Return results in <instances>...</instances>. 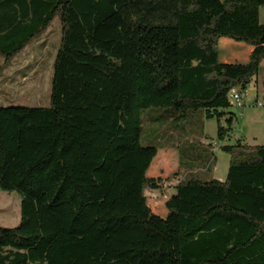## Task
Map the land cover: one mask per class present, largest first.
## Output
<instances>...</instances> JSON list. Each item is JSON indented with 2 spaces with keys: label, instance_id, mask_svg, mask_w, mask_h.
Segmentation results:
<instances>
[{
  "label": "trees",
  "instance_id": "16d2710c",
  "mask_svg": "<svg viewBox=\"0 0 264 264\" xmlns=\"http://www.w3.org/2000/svg\"><path fill=\"white\" fill-rule=\"evenodd\" d=\"M262 6L0 0L5 63L60 24L49 105H0V190L20 196L18 224L0 226V264H264V144H219L225 179L202 177L216 161L202 119L216 120L218 142L229 136L228 93L246 89L264 58ZM220 38L251 45L248 60L220 64ZM162 147L177 148L186 171L167 202L177 227L166 249L148 245L144 202L165 180L145 174Z\"/></svg>",
  "mask_w": 264,
  "mask_h": 264
},
{
  "label": "rangeland",
  "instance_id": "374dc122",
  "mask_svg": "<svg viewBox=\"0 0 264 264\" xmlns=\"http://www.w3.org/2000/svg\"><path fill=\"white\" fill-rule=\"evenodd\" d=\"M59 20L54 17L47 30L39 40L27 46L12 60L5 63L0 56V105L20 106H48L50 94V78L52 61L59 43ZM232 40V39H231ZM245 45V42L235 41ZM254 77L258 78L257 86ZM248 85V93L244 105L232 104L230 110L235 114V122L228 137L222 142L216 138L217 122L215 119H202L203 133L207 138L202 142L209 143L212 139L213 154L216 158L211 170L202 173L203 178L224 180L227 174L230 155L219 149V144H235L238 139L248 145L264 144V106L254 104L256 100L264 101V64L259 66L258 72ZM258 87V97L255 96ZM154 114L159 110L152 109ZM150 114L143 115V126L149 140L156 135L155 125L149 120ZM225 125V120L221 119ZM143 136L144 133H143ZM145 144L146 140L141 139ZM155 141V140H154ZM154 141L152 143H154ZM179 154L177 148H158L156 154L149 161L145 174L160 177L163 180L160 189H146L144 202H147L148 212L153 214V221L148 225L152 229L153 240L148 245L163 249L171 246L163 238L166 229L177 227L176 215L172 204L167 203L172 198L173 188L178 179L186 173L179 169ZM177 175V176H174ZM20 220V196L16 191L0 190V226H15ZM174 235H176L174 231ZM166 239V235H165Z\"/></svg>",
  "mask_w": 264,
  "mask_h": 264
},
{
  "label": "crops",
  "instance_id": "0c3cea01",
  "mask_svg": "<svg viewBox=\"0 0 264 264\" xmlns=\"http://www.w3.org/2000/svg\"><path fill=\"white\" fill-rule=\"evenodd\" d=\"M260 20L264 22V6L260 7ZM251 50L252 46L249 44L243 45L241 43L232 41L230 38H220L218 40V62L220 64L245 63L248 60V55ZM262 64H264V58L260 62V65ZM254 81L257 86L258 78L254 77ZM255 96L258 97V87L256 88ZM174 195L175 190L173 188L172 198ZM172 200H174V198Z\"/></svg>",
  "mask_w": 264,
  "mask_h": 264
},
{
  "label": "built area",
  "instance_id": "2783aa9c",
  "mask_svg": "<svg viewBox=\"0 0 264 264\" xmlns=\"http://www.w3.org/2000/svg\"><path fill=\"white\" fill-rule=\"evenodd\" d=\"M247 93H248L247 88L244 90L237 89V88H231L228 93L229 101L234 105L242 106L244 105V99ZM254 104L257 106H264V101L256 100Z\"/></svg>",
  "mask_w": 264,
  "mask_h": 264
}]
</instances>
